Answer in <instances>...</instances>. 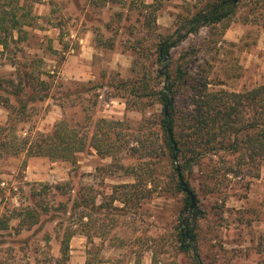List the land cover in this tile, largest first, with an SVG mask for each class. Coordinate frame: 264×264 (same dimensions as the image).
<instances>
[{
  "label": "rangeland",
  "instance_id": "1",
  "mask_svg": "<svg viewBox=\"0 0 264 264\" xmlns=\"http://www.w3.org/2000/svg\"><path fill=\"white\" fill-rule=\"evenodd\" d=\"M207 1L0 0L20 22L10 35L0 31L7 39L0 125H14L4 132L50 133L63 118L86 132L105 119L119 121L121 135L112 157L87 147L73 161L24 153L0 159V264H264V162L256 177L215 181L205 176L207 160L183 173L202 212L195 248L183 251L184 193L157 147L161 106L126 89L167 65L212 90L262 82L264 25L244 20L254 0H241L233 16L187 34L158 59V40L184 33ZM163 84V77L148 82L151 90ZM185 89L181 106L189 101ZM70 233L63 253L60 240Z\"/></svg>",
  "mask_w": 264,
  "mask_h": 264
},
{
  "label": "trees",
  "instance_id": "2",
  "mask_svg": "<svg viewBox=\"0 0 264 264\" xmlns=\"http://www.w3.org/2000/svg\"><path fill=\"white\" fill-rule=\"evenodd\" d=\"M240 1H207L181 26H188L184 33L177 29L174 34L158 40V59L162 61L187 34L197 32L201 26H213L233 16ZM253 3L254 6L248 9L251 17L245 14L244 20L253 23L261 21L264 25V0H254ZM150 22L155 23L154 16L150 18ZM19 23L16 14L4 9L0 3V31L10 35V31L18 29ZM0 45L7 46L5 37L0 39ZM168 68L169 65L160 72L148 73L147 77L139 79L137 84L133 82L130 87L126 85V89L129 94H135L133 98L147 94L154 96L161 106L157 115L160 140L157 147L161 155L171 163V169L177 179L176 187L184 193L182 211L187 213L179 219L178 242L180 248L187 251L195 248L196 225L202 212L196 200L191 208L190 197L180 184L178 170L183 178L185 171L189 172L193 166L207 160L209 167L205 176L215 181H223L226 174L230 173L258 176L259 167L264 162V77L259 85L248 90H212L208 87L209 82L189 74L180 66L173 74ZM26 76L27 74L22 72V77ZM158 77L164 78V84L156 90H151L148 82L155 81ZM189 81L195 84L190 85ZM183 87L187 90L184 96H187L189 101L181 106L178 99L183 95ZM25 106L19 104L16 111H24ZM119 124V121L101 119L92 131L80 132L63 118L54 124L50 133L36 131L32 135L30 133L21 137L4 132L14 129L11 121V125H0V159L24 153L28 157L46 156L73 161L75 154L87 147L94 148L100 156L112 157L120 147L121 135L117 131ZM134 140L144 145L147 143L136 137ZM147 144L143 147L148 150ZM152 150L156 152L155 147ZM184 186L196 197L189 180L184 181ZM71 236L72 233L61 238V252L68 250Z\"/></svg>",
  "mask_w": 264,
  "mask_h": 264
},
{
  "label": "water",
  "instance_id": "3",
  "mask_svg": "<svg viewBox=\"0 0 264 264\" xmlns=\"http://www.w3.org/2000/svg\"><path fill=\"white\" fill-rule=\"evenodd\" d=\"M236 1H237V0H234V2H236ZM178 177H179L180 184H181V186L183 187V191H184L185 193H187V194L189 195V197H190L191 208H192V207H194V205H195V196H194V195L188 190V188H186V187L184 186V181H183V179H182V176H181L179 170H178Z\"/></svg>",
  "mask_w": 264,
  "mask_h": 264
}]
</instances>
